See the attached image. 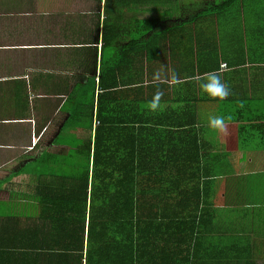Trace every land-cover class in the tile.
<instances>
[{
  "label": "crops",
  "instance_id": "0c3cea01",
  "mask_svg": "<svg viewBox=\"0 0 264 264\" xmlns=\"http://www.w3.org/2000/svg\"><path fill=\"white\" fill-rule=\"evenodd\" d=\"M141 1L0 0V225L8 218L23 222L35 218L40 184L51 175L75 170L81 139L93 138L101 125L97 115L100 95L104 99L102 111L106 114L109 110L107 118L144 121L147 128L161 130L144 131L150 152L157 149L155 132H161L162 140L169 143L166 136L170 130L150 124L155 116L176 109L189 116L190 95H203L199 79H195L201 77L185 76L187 64L195 63L202 53L192 41L202 36L181 30L176 34L155 33L191 22L203 11L198 5L205 0H172L181 16L161 20L144 37L139 34L141 21L155 20L161 14L156 13L154 0ZM244 3L252 7L253 18H245L248 33L243 46L228 51L218 47L215 53L199 59L214 64L220 58L223 65L228 63L223 59L225 52L230 58L234 56L238 64H244L227 65L222 70L223 78L233 82H226L229 90L244 86L247 91L260 90L255 93L263 97L264 1ZM257 35L259 43L248 42ZM201 41L206 45L204 38ZM157 71L166 76L174 71L181 82L153 83ZM158 90L164 95L161 107L153 112L149 102ZM219 102L197 104V133L207 139V152L214 160L206 169L214 182L212 202L219 211L216 222L232 217L244 226L224 228L213 236L219 241L220 237L227 240L245 235L235 241L264 250V126L248 122L256 115L248 113L244 130L235 124H226L222 131L211 128L209 120L220 116ZM252 104L251 110L257 107L256 102ZM188 120L162 118L164 123ZM162 140L159 147L165 146Z\"/></svg>",
  "mask_w": 264,
  "mask_h": 264
},
{
  "label": "trees",
  "instance_id": "16d2710c",
  "mask_svg": "<svg viewBox=\"0 0 264 264\" xmlns=\"http://www.w3.org/2000/svg\"><path fill=\"white\" fill-rule=\"evenodd\" d=\"M154 1L161 17L141 21L142 37L152 33L161 20L181 16L175 1ZM243 2L214 0L198 7L203 11L191 22L155 33L176 34L181 30L205 39L206 45L202 38L192 41L204 49L199 48L202 53L195 63L187 64L186 78L201 77L195 78L201 84L205 74L217 72L223 83H233L223 78L220 58L214 64L199 58L215 53L218 47L228 51L243 46L248 33L246 17L239 6ZM261 33L264 35V31ZM250 40L259 43L260 37ZM147 44L155 46L153 42ZM210 46L213 51L208 49ZM156 51L161 53L159 48ZM225 54L223 59L228 60L230 68L244 64ZM233 79L237 80L234 74ZM232 90L224 100L204 92L193 93L189 116L178 109L156 115L150 124L164 125L170 135L166 136L167 143L161 132H155L157 138L153 141L158 144L162 140L165 146L156 144L153 152L148 149L144 131L161 130L147 128L144 121L107 118L109 110L106 114L102 111L104 99L100 95L97 115L101 125L93 138L81 139L75 170L51 175L40 184L39 213L35 218L27 222L8 218L0 225V239L4 238V243H0V264H264V250L243 240L235 241L245 235L229 236L226 241L213 236L218 230L239 229L244 224L232 217L216 222L219 211L214 210L212 202L214 182L207 177L206 169L214 160L207 152V139L197 133V104L220 101L218 115L225 117V126L235 124L244 130L248 113L251 117L256 113L248 122L264 126V95L255 93L260 90L247 91L244 86ZM240 91L244 93L240 95ZM251 101L257 105L252 110ZM126 109L131 111L130 107ZM165 116L195 119L164 123Z\"/></svg>",
  "mask_w": 264,
  "mask_h": 264
},
{
  "label": "clouds",
  "instance_id": "9594fccd",
  "mask_svg": "<svg viewBox=\"0 0 264 264\" xmlns=\"http://www.w3.org/2000/svg\"><path fill=\"white\" fill-rule=\"evenodd\" d=\"M222 70H225L223 68V65ZM202 80L204 82L200 85L201 89L209 97L224 100L229 96L230 90L227 85L222 82L221 76L217 72H209L205 74L204 77H202ZM158 81L168 82L170 85H175L181 82L174 71L171 73L170 76H166L163 72L157 71L153 75V83ZM163 95V92L159 90L153 95L151 101L149 102V108L151 111L155 112L161 107V100ZM209 126L218 131L224 130L225 117H212L209 120Z\"/></svg>",
  "mask_w": 264,
  "mask_h": 264
},
{
  "label": "rangeland",
  "instance_id": "374dc122",
  "mask_svg": "<svg viewBox=\"0 0 264 264\" xmlns=\"http://www.w3.org/2000/svg\"><path fill=\"white\" fill-rule=\"evenodd\" d=\"M214 0H205L203 2V4H199L198 7H203V6H207L209 5L210 3H212ZM264 1V0H263ZM218 2H220V0H218ZM250 4V3H249ZM242 12H243V15L244 17H250V18H253V15H252V7H250L249 5H247L246 3L243 2V4H240L239 5ZM254 9V8H253ZM233 157V155H231V158ZM262 224L264 225V221L262 222ZM262 263V262H260Z\"/></svg>",
  "mask_w": 264,
  "mask_h": 264
},
{
  "label": "built area",
  "instance_id": "2783aa9c",
  "mask_svg": "<svg viewBox=\"0 0 264 264\" xmlns=\"http://www.w3.org/2000/svg\"><path fill=\"white\" fill-rule=\"evenodd\" d=\"M223 68L226 69L227 68V63L223 64Z\"/></svg>",
  "mask_w": 264,
  "mask_h": 264
}]
</instances>
